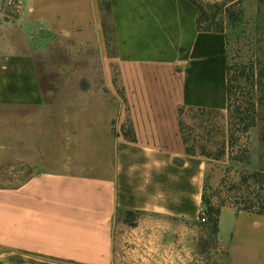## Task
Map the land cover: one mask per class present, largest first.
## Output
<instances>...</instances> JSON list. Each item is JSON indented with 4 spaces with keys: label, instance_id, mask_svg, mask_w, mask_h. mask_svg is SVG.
<instances>
[{
    "label": "crops",
    "instance_id": "obj_1",
    "mask_svg": "<svg viewBox=\"0 0 264 264\" xmlns=\"http://www.w3.org/2000/svg\"><path fill=\"white\" fill-rule=\"evenodd\" d=\"M103 1L17 0L0 20V264H264V210L200 220L218 164L262 169L258 127L248 163L215 160L186 152L178 114L228 109V35L199 31L192 0ZM56 41L80 58L59 82L39 62Z\"/></svg>",
    "mask_w": 264,
    "mask_h": 264
},
{
    "label": "rangeland",
    "instance_id": "obj_2",
    "mask_svg": "<svg viewBox=\"0 0 264 264\" xmlns=\"http://www.w3.org/2000/svg\"><path fill=\"white\" fill-rule=\"evenodd\" d=\"M194 4L205 10L209 22L214 27L222 28L228 35L229 41V78L231 80L232 97L226 111H198L186 110L182 114L184 132L188 144L197 153L209 154L214 157L223 146L228 147L234 160L248 163L250 159V134L244 130L245 123L255 117L259 138L261 132L260 120L264 122V106L259 108V71L264 70V0H192ZM108 1L101 2V7L108 12ZM17 0H0V20L7 15L13 16L18 11ZM230 9L234 14L230 19L225 10ZM9 13V14H7ZM110 19L106 18L105 33L107 39L112 38ZM109 43V49L112 47ZM79 48L73 45V49ZM68 46L62 42H52L44 46L39 58L40 65L48 71L50 79L59 82L65 78L66 70L71 66L79 65V57H71ZM56 68V69H55ZM50 71V72H49ZM264 83V75L261 80ZM51 88L46 90V96L64 97L65 90ZM254 103L256 112L250 109ZM249 109V110H247ZM260 172L243 170L228 164H218L222 175L217 187L208 189L206 199L214 205L233 203L245 208L264 210V144L259 141ZM233 147V148H232ZM223 156L220 159H224ZM31 171H25V175ZM17 174L16 168L12 171H3L4 180L13 179ZM18 183L20 181H6ZM139 221L136 214H124L118 217L116 225L120 223L135 225ZM206 223V222H205ZM203 224V223H202ZM208 226V225H207ZM209 227V226H208Z\"/></svg>",
    "mask_w": 264,
    "mask_h": 264
},
{
    "label": "trees",
    "instance_id": "obj_3",
    "mask_svg": "<svg viewBox=\"0 0 264 264\" xmlns=\"http://www.w3.org/2000/svg\"><path fill=\"white\" fill-rule=\"evenodd\" d=\"M196 7L198 8V11H199V15H198V19H197V28H198L199 31L222 32V28L214 27L211 23H208L209 22V17H207V15L205 13V10L202 7L197 6V5H196ZM225 12H226V14L228 15V17L230 19H233L234 14L230 12V9H226ZM263 75H264V70L260 69L259 74H258V76H259V84H260V86H259V88H260L259 89L260 97L258 98L259 99V101H258L259 105H258L257 108H259L261 106H264V83L261 81ZM230 82H231V80H230V78H228L229 105H230V101H231V97H232V87H231V83ZM250 109L253 112H256V106H255L254 103H252L250 105ZM247 110H249V109H247ZM184 111H186V110L183 109V108L179 109L178 114H179L180 117H182V114H183ZM190 111H192V110H190ZM198 111H207V110L198 109ZM260 120L262 121L261 132H260V141H261L262 144H264V122H263V118H261ZM255 124H256V120H255V117H253V118L249 119V121H247L245 123L244 130L248 131ZM180 125H181V129H182V132H183V139H184V142L186 144V152L188 154H190V155H195L197 152L192 147H190L189 144H188V138H187V136H186V134L184 132V126H183L182 121H180ZM199 154L204 156V157H207V158L210 157L209 154L205 153L204 151L203 152H199ZM225 155H226V147L223 146L221 149H219V151L217 152V154L214 157L212 156V159L217 160V159L222 158ZM203 201H204V204H205V207H206V209H205L206 224L209 226L211 232L215 234L218 231V222H219V216H220V208H221V206L223 204H225V202L221 203L219 205H214L209 200H207L206 197H204ZM244 209L251 210L252 208L245 207ZM258 211L262 212L263 210L259 209Z\"/></svg>",
    "mask_w": 264,
    "mask_h": 264
},
{
    "label": "built area",
    "instance_id": "obj_4",
    "mask_svg": "<svg viewBox=\"0 0 264 264\" xmlns=\"http://www.w3.org/2000/svg\"><path fill=\"white\" fill-rule=\"evenodd\" d=\"M200 220H201L202 223H205L206 222L205 211L202 213Z\"/></svg>",
    "mask_w": 264,
    "mask_h": 264
},
{
    "label": "clouds",
    "instance_id": "obj_5",
    "mask_svg": "<svg viewBox=\"0 0 264 264\" xmlns=\"http://www.w3.org/2000/svg\"><path fill=\"white\" fill-rule=\"evenodd\" d=\"M254 226H257V225H254Z\"/></svg>",
    "mask_w": 264,
    "mask_h": 264
}]
</instances>
